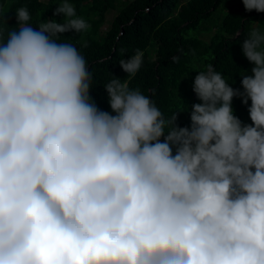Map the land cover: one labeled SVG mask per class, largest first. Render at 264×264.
Returning <instances> with one entry per match:
<instances>
[{"label":"clouds","instance_id":"1","mask_svg":"<svg viewBox=\"0 0 264 264\" xmlns=\"http://www.w3.org/2000/svg\"><path fill=\"white\" fill-rule=\"evenodd\" d=\"M53 14L65 22L36 30L18 8L0 42V264H264V31L241 45L254 64L243 91L208 65L179 127L116 77L115 115L99 110L85 58L55 39L89 25L70 0ZM142 59L119 66L133 76ZM234 97L250 100V125Z\"/></svg>","mask_w":264,"mask_h":264},{"label":"trees","instance_id":"2","mask_svg":"<svg viewBox=\"0 0 264 264\" xmlns=\"http://www.w3.org/2000/svg\"><path fill=\"white\" fill-rule=\"evenodd\" d=\"M76 17L89 25L79 33L59 34L57 42L74 45L83 55L91 72L89 95L99 110L112 115L104 85L113 78L127 81L160 109L165 119L177 112V126L190 127L191 106L200 103L192 90L198 72L213 66L230 87L243 91L242 75H251L254 64L243 55L241 45L253 28L264 31V12L246 11L242 0H70ZM59 0H0V24L4 42L18 30L15 11L26 8L34 29L55 20ZM118 13L104 32L108 12ZM2 17L5 22H3ZM206 41L202 35L210 34ZM87 44L86 47L83 44ZM142 64L129 76L119 66L137 51ZM178 57V59H176ZM247 104L232 100L233 114L242 124H251ZM167 130V129H166ZM163 142V137H161ZM175 149H173V153Z\"/></svg>","mask_w":264,"mask_h":264},{"label":"rangeland","instance_id":"3","mask_svg":"<svg viewBox=\"0 0 264 264\" xmlns=\"http://www.w3.org/2000/svg\"><path fill=\"white\" fill-rule=\"evenodd\" d=\"M43 2H46L47 0H42ZM118 13V9L114 10V11H111V12H108V14L106 15V23L103 25V27L101 28V31L104 32L105 30H107L109 28V24L110 22L112 21V19L116 16V14ZM209 35L210 34H205V35H202L200 37H202L204 40H208L209 39Z\"/></svg>","mask_w":264,"mask_h":264}]
</instances>
